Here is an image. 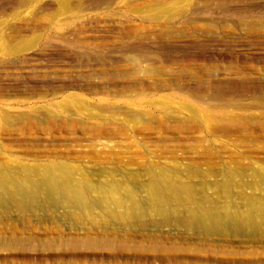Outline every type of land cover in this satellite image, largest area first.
Returning <instances> with one entry per match:
<instances>
[{
    "label": "rangeland",
    "instance_id": "rangeland-1",
    "mask_svg": "<svg viewBox=\"0 0 264 264\" xmlns=\"http://www.w3.org/2000/svg\"><path fill=\"white\" fill-rule=\"evenodd\" d=\"M205 2L69 0L62 10L57 0H0V36L38 41L12 55L0 39V114L9 116L0 175L69 167L95 195L131 188L142 210L161 173L197 191L193 202L164 201V223L153 212L134 221L153 225L130 227L100 214L65 222L59 196L25 199L20 214L2 202L0 264H200L194 252L210 244L237 250V264H264L260 232L206 239L170 216L264 210V0ZM215 93L230 116L215 125L225 133L211 135L201 118L208 105L192 94ZM67 96L70 110L57 112ZM23 114L33 122L15 118ZM228 174L226 193L212 196L210 184Z\"/></svg>",
    "mask_w": 264,
    "mask_h": 264
},
{
    "label": "bare ground",
    "instance_id": "bare-ground-1",
    "mask_svg": "<svg viewBox=\"0 0 264 264\" xmlns=\"http://www.w3.org/2000/svg\"><path fill=\"white\" fill-rule=\"evenodd\" d=\"M205 1H206L205 3H207L208 1H212V0H205ZM57 2L59 4V7L62 10H66L70 4L69 0H57ZM0 39L1 40L6 39L7 41L6 47L1 49L3 50V52H6L7 54H11L12 52L17 54L18 52L22 53V52L31 50L38 43L37 40H26L25 41L21 39L20 37H14V36L7 37V38L0 36ZM8 39L10 40V42ZM11 43H14V45ZM141 60H144L143 57L141 58ZM192 95L194 98L193 100H195L196 102L206 103V106L208 105L205 115L201 117L203 120L202 122H204L207 128V130L204 128L207 131V133L211 135H213L214 132L225 133L224 128H222L221 126L215 127V125L216 123L223 122V118L225 116H228V117L230 116L228 112V108H229L228 103L225 102V100L227 101V99L222 98V96H219L216 93L214 96L207 95L204 97L198 94H192ZM64 100H65L64 103L62 102V104L60 103L56 105V111L59 113L66 112L64 110L71 107L74 101V98L67 96L64 98ZM217 112H220V115H219L220 117H215L217 115L216 114ZM89 114H91V112H89ZM93 115L95 116V114H92V116ZM34 116L35 115H33V117ZM90 116L91 115H89V117ZM8 117H9L8 115L4 116L0 114V128L3 126H6L7 123H9ZM95 117H97V114ZM203 117L205 118L203 119ZM236 117L237 116L235 117L233 116L230 118L233 121H235L238 119ZM15 118L21 121L23 120L25 124H30L33 122V119H31V114H23V115H19L18 117L16 116ZM246 127L247 125L244 124L241 129L245 130L248 128ZM211 168L212 166L208 168L207 170L208 174L212 173ZM8 169L10 168L8 167ZM14 169L15 168H13V170ZM23 169H27V168H23ZM2 171H4V169H2ZM29 171L30 169H27V171L26 170H22L21 172L19 171L20 175L18 174L17 171H15L17 172V175H19L17 176L16 173H14L17 177L11 176V173L10 175L7 176V175H4L5 172L3 173L1 172V175H0V203L2 202L5 204L7 203L10 208L11 207L15 208L16 211L20 214V213H23L22 210L24 209V207L22 206L23 205L22 203H23V200L25 199L29 201H32L33 199L36 200L39 195H43V197L59 196L58 199L61 201V206H64L63 208L65 209L62 212L60 218H63L65 222L72 223V224L75 223L74 225L76 224L79 225V222H81L83 219H93L97 217L99 218V215L97 214H100L101 216L103 215L102 217L104 219L108 218V219H111L112 221L118 222L120 226L129 225L130 227L132 226L131 224H134V225L136 224V226L141 224L142 226V224H144L145 222H149L152 219L149 218L143 223L142 222L134 223V221H137L138 219H141L142 217H149L150 213H153V212L154 214L159 216L160 223H164L165 221H167L166 220L167 213L165 214V209L162 205V204H165L164 201H168L169 199H171V200H176L179 203L193 202L195 200L194 196L197 195L195 193L196 190H194L193 188L194 186L193 187L191 186L192 185L191 183L189 184V182H184L182 180L180 181L179 179L176 181L170 180V178L165 177L164 174L161 173L160 176L164 180L162 183L159 181L157 182L153 181L154 183L148 184L149 187L150 185H152L153 188L151 189L149 188L147 190V197H146V202H145L146 204L143 205L145 206V208L142 210L138 204L139 202L136 201L133 196L134 193L132 192V189L130 188L131 189L130 190L129 187L120 188L119 185L117 187L115 186L116 184L115 185L112 184L110 186L111 188L108 187L110 188V190L108 189L101 190L97 185H95L101 190V191L98 190L100 193L98 192L99 196H97L98 194L95 195L93 194L94 191H92L94 186L90 187V184H87V186H85V184L87 183V181L85 180L86 177L84 178V180L81 179L80 181H76V182H73L72 178H69L70 175L69 176L67 175V172H69V167L68 168L55 167L52 169H40L37 171L35 175H32L30 173L31 171L30 172ZM228 175L229 176L225 175L224 177H222L218 183L210 184L211 189H212L211 191L212 196H218L219 194L224 195L226 193L227 187L230 185L229 183L231 182L230 181L231 174H228ZM6 176L7 178L9 176L11 177L7 179ZM157 184H161V185L163 184L164 187L163 188L156 187L155 185ZM87 188L92 192L90 194H93L97 197L96 198H92L91 196L88 197L87 193L90 191L87 192L86 191ZM38 190H40V192ZM263 197H264V192H263ZM228 208L229 207H226V209ZM232 209H233L232 212L222 214V216L220 217L211 213V211L209 212L201 208L199 210H197L196 208L188 209L187 210L188 212L184 216L177 215L175 211L172 209L173 212L171 211L172 214L170 216L176 223V226L179 225L183 227L185 230H190V229L198 230L199 232L198 231L197 232L202 234L203 237H206V239L209 238L213 234H219L221 236H227V235L237 236V233H242L244 231H248L249 233L258 231L260 232L259 234L264 237V222H263L264 210H261L259 213L253 212L251 216L250 213H247L248 207L244 208L242 212L237 211V207H234V206H232ZM156 222L157 224H160L158 223V221ZM153 223H155L154 220L150 221L148 225L150 224L153 225ZM137 229H142V228H137ZM159 251L161 253L160 257L162 258H165V256L168 255V253H170V252H163L162 249H160ZM173 252L175 253L176 251H173ZM197 252H201V255H195L197 258V262H200V264L201 263L202 264H237V261H236L237 260V250L234 251L233 248H228V247L221 246V245L216 246V245L210 244V246H208L207 248L205 246L204 248H201L194 252L195 254H200ZM121 253H124V252L122 251ZM258 261H259L258 259H254V258L247 260V262H258Z\"/></svg>",
    "mask_w": 264,
    "mask_h": 264
}]
</instances>
